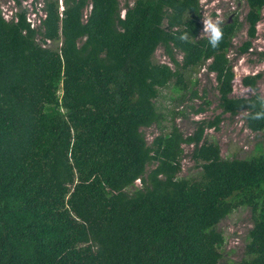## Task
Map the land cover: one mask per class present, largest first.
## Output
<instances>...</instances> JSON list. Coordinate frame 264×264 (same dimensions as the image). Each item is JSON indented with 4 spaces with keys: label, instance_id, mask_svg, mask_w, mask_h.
Segmentation results:
<instances>
[{
    "label": "trees",
    "instance_id": "obj_1",
    "mask_svg": "<svg viewBox=\"0 0 264 264\" xmlns=\"http://www.w3.org/2000/svg\"><path fill=\"white\" fill-rule=\"evenodd\" d=\"M11 1L16 22L0 9V264H220L217 224L239 207L251 226L229 264H264V155L221 159L205 139L224 115L244 113L248 131H264L251 118L264 100L232 96L227 57L243 24L236 53H254L264 0H242L244 23L221 22L215 49L200 33V0H62V11L33 0L43 13L34 27ZM160 47L167 63L154 60ZM200 70L219 112L185 134L175 121L210 106L192 78ZM259 78L240 85L256 91ZM186 159L198 177L180 176Z\"/></svg>",
    "mask_w": 264,
    "mask_h": 264
},
{
    "label": "rangeland",
    "instance_id": "obj_2",
    "mask_svg": "<svg viewBox=\"0 0 264 264\" xmlns=\"http://www.w3.org/2000/svg\"><path fill=\"white\" fill-rule=\"evenodd\" d=\"M21 6L25 7V4L29 0H20ZM40 2V0H37ZM120 6L124 3L130 5L134 0H118ZM9 0H1L0 9L3 12L13 11L14 7H11ZM60 9L62 8V0H58ZM203 10V19L201 20L202 28L200 30L201 36H210V33L206 31L205 25L208 21H215V17H218L220 22L224 23L233 18L238 17L240 23H244V17L248 12V9L242 0H201L199 2ZM39 4H36V6ZM62 11V10H61ZM123 14V12H121ZM212 14L215 16L213 17ZM31 15H34L27 11V18L31 19ZM40 12L36 13L37 17ZM123 16V15H122ZM27 20V19H26ZM247 25L243 24L241 30L237 33L234 39V46L227 53L229 57L232 69L235 73V81L233 83V94L234 97H250L253 93L258 94V96L264 100V59L260 62H256L255 59L257 55H254L257 51L264 50V10L262 11V20L257 25L256 38L253 40L252 55H242L238 56L236 53L237 47L247 38ZM204 36V37H205ZM154 60L157 63H167V58L163 55V50L160 47L154 53ZM179 60V58L177 59ZM253 61V63L249 62ZM259 74L260 78L256 83V91H251L247 88H243L240 85V81L243 77L252 76ZM192 78L199 80L198 91L203 87L207 91L206 98L210 102L208 110L203 115L188 116L187 119H177L175 124L179 129L185 134H189L193 128V122H197L201 119L210 120L214 115L218 114L215 100V92L212 89L214 86V81L212 75L205 76V71L200 70ZM162 97L159 101L163 102L167 109L171 108V103L167 101V96L169 95V90L162 92ZM166 96L165 98H163ZM194 105H199L200 101L196 100L193 102ZM243 115L244 113L238 114L232 119H229L227 115L223 116V121L219 124L218 131L214 132L212 130L205 131V139L208 142H213L218 145L220 158L221 159H239L248 160L260 155H264V131L260 133H251L243 125ZM164 122V125L170 126L169 115ZM144 132L146 134V139L148 142L159 133V129L156 126H151L145 128ZM261 149V151H259ZM186 154H190V149H185ZM198 169L194 167V163L185 160L182 161V171L180 176L183 177H198ZM134 186H138V180H134ZM251 226L250 223V212L248 208L239 207L235 209L230 215H227L217 224V229H219L224 236V247H223V257L220 264H229L231 261L238 260L243 254V247L246 242L245 234L247 229Z\"/></svg>",
    "mask_w": 264,
    "mask_h": 264
},
{
    "label": "built area",
    "instance_id": "obj_3",
    "mask_svg": "<svg viewBox=\"0 0 264 264\" xmlns=\"http://www.w3.org/2000/svg\"><path fill=\"white\" fill-rule=\"evenodd\" d=\"M9 2H11L10 4H12V5H10L11 7H14V12L13 11H5V12H3V10H2V15H3V17H4V19L7 21V22H9V21H12V20H14V22H16V18H15V13L17 12V9H16V7H15V5H14V3L11 1V0H9ZM200 2H201V0H200ZM36 4H38V3H36V2H33V0H29V2H27V4H25V7L26 8H23L22 6H21V1H20V6H21V8L22 9H24L25 11H26V21L27 22H29V25H30V27H34L36 24H38L39 23V20H38V18L39 17H43V13H42V11L40 10L41 9V5L39 4V5H37L36 6ZM201 7V6H200ZM63 8H61V10H62ZM27 11H29L30 13H32V14H34V15H31L32 17H31V19H29V18H27ZM38 12H40V15H38L37 17H35L36 16V13H38ZM203 10H202V7H201V16H202V19H203ZM123 15V14H122ZM212 16L214 17L215 15H213L212 14ZM201 19V20H202ZM215 21H219L220 19L218 18V17H215V19H214ZM214 21V22H215ZM221 23V22H220ZM201 28H202V25H201ZM205 36V35H204ZM205 37H210L209 35L208 36H205ZM50 42L49 41H47V44H49ZM251 50H253L252 48H251Z\"/></svg>",
    "mask_w": 264,
    "mask_h": 264
},
{
    "label": "clouds",
    "instance_id": "obj_4",
    "mask_svg": "<svg viewBox=\"0 0 264 264\" xmlns=\"http://www.w3.org/2000/svg\"><path fill=\"white\" fill-rule=\"evenodd\" d=\"M124 13V12H123ZM206 31L210 33L209 43L212 48H217L222 41L223 32L220 27V21H208L205 25ZM182 40H186V36L180 37ZM253 120H264V112H257L252 117Z\"/></svg>",
    "mask_w": 264,
    "mask_h": 264
},
{
    "label": "flooded vegetation",
    "instance_id": "obj_5",
    "mask_svg": "<svg viewBox=\"0 0 264 264\" xmlns=\"http://www.w3.org/2000/svg\"><path fill=\"white\" fill-rule=\"evenodd\" d=\"M263 11V10H262Z\"/></svg>",
    "mask_w": 264,
    "mask_h": 264
}]
</instances>
